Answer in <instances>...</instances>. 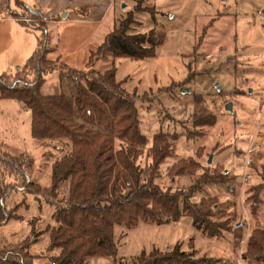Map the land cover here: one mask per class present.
<instances>
[{
  "label": "rangeland",
  "instance_id": "rangeland-1",
  "mask_svg": "<svg viewBox=\"0 0 264 264\" xmlns=\"http://www.w3.org/2000/svg\"><path fill=\"white\" fill-rule=\"evenodd\" d=\"M263 6L264 0L118 1L116 24L131 13L137 22L130 32L155 29L165 36L152 57L115 60L117 80L128 92L137 94L141 131L149 139L145 147H139L143 154L141 183L147 184L150 176L154 138L164 134L162 145H169V156L160 164L155 182L164 191L188 195L194 203L211 202L213 212H223L221 218L229 221L232 229L211 238L196 229L187 215L163 224L117 225V264H129L142 252L176 245L195 251L196 257H213L217 264H248L242 259L246 240L254 228H264V14L258 15ZM46 12L32 0H0V74L9 71L14 84L17 79H36L35 73L28 77L19 69L39 37L47 33V57L53 63L44 66L54 69L44 76L40 92L75 95L76 84L68 71L85 69L90 51L114 28L113 17L101 30L75 22L49 27L39 14H49ZM111 62L110 57L102 59L95 69L104 71ZM83 86L88 99L107 107L99 102L100 93L89 82L83 81ZM228 103L232 110L226 108ZM213 118L215 122L209 123ZM31 120V110L21 101L0 99V157L15 162L42 187L40 199L17 189L7 196V209L19 205L12 218L0 226V249L25 239L38 220L30 219L38 215L43 222L34 230L42 240L33 242L27 252L34 257L33 264H52L50 257L59 255L61 247L48 245L55 226L51 202L57 203L66 193L65 188L58 195L50 190L52 165L70 149V143L35 139ZM183 163L191 172L172 171ZM12 166L14 169L8 163L0 164V188L13 182L24 188L21 178L15 180L17 169ZM213 174L221 175L223 181L207 182ZM236 225L243 227L242 239L236 238ZM87 264H114V259L94 256Z\"/></svg>",
  "mask_w": 264,
  "mask_h": 264
},
{
  "label": "trees",
  "instance_id": "trees-1",
  "mask_svg": "<svg viewBox=\"0 0 264 264\" xmlns=\"http://www.w3.org/2000/svg\"><path fill=\"white\" fill-rule=\"evenodd\" d=\"M135 22V17L128 14L95 50L90 51L85 69H69L68 73L76 84L75 95H44L40 92L44 76L54 69L44 66L53 63L47 57L50 52L45 45L47 33L39 37L37 48L19 69L28 77L35 73L36 79H17L18 83L14 84L9 71L0 74V99L19 100L31 110V135L35 139L67 140L70 143V149L52 165L50 190L58 195L66 189L65 196L57 203L51 202L55 207L52 214L55 226L50 230L49 246L61 247L59 255L50 257L52 263L87 264L90 257L110 256L117 264V225L131 228L141 221L163 224L178 221L187 215L192 217L196 229L211 238L220 235L222 230L232 229L229 221L221 218L223 212H213L211 202L204 199L194 203L188 195L164 191L155 182L160 164L169 156V145H162L164 134L154 138L150 176L147 184L141 183L143 169L140 159L143 154L139 147H145L149 139L141 131L137 94L128 92L122 81L117 80L115 60L152 57L165 36L155 29L130 32ZM108 57L112 59L111 67L104 71L95 69L98 61ZM83 81L89 82L100 93L102 100L99 102L107 105L106 108L84 95ZM78 117L85 121H79ZM214 122L213 118L209 123ZM89 123L101 128L93 129L87 125ZM1 163H8L12 168L14 165L17 169L15 180L21 178L25 192L41 198V185L29 180L15 162L1 156ZM187 169L188 165L183 163L172 171L184 175L191 172ZM207 179V182L223 181L219 174ZM18 186L17 182H13L0 188V226L12 218L18 207L7 209L6 204L7 196L13 189L18 190ZM194 190L191 187L189 192ZM258 204V201L254 203L256 207ZM36 226L32 224V233L27 238L11 248L0 249V264H33L34 257L27 250L30 241H35L40 233L34 230ZM242 229V225H236L239 231L236 238L242 239ZM245 246L242 259L246 263H264V228H254ZM217 263L213 257H196L195 251L182 250L180 245H176L164 251L154 249L148 254L142 252L129 264Z\"/></svg>",
  "mask_w": 264,
  "mask_h": 264
},
{
  "label": "crops",
  "instance_id": "crops-1",
  "mask_svg": "<svg viewBox=\"0 0 264 264\" xmlns=\"http://www.w3.org/2000/svg\"><path fill=\"white\" fill-rule=\"evenodd\" d=\"M118 1L119 0H32V2L36 6L42 8V9H47L46 13H49V14H47V15H45L43 13H39V14L40 15L42 14L41 17H43V19L46 21V24H48L49 27H53L54 25H57L59 23L65 24V23L75 22V23L88 24L94 30H101L102 28H104L107 20L111 16L113 17V19H112L113 24L112 25H113V27L115 26V24H116L115 22L117 21V20L115 21V19L118 17V13H117ZM260 10H262V8L259 9L258 15H260L259 14ZM63 11H67V12L64 14L65 15L64 17H61L60 14ZM263 14H261V16ZM36 48H37V46H36ZM35 49H34V51H35ZM52 53H54V51ZM56 54H57V57L61 60L62 55L60 54V52L57 51ZM29 180H31V179H29ZM36 183H38V182H36ZM24 190H25L24 188H18V191L25 192ZM22 202L23 201H21V203ZM16 205H19V202H17ZM13 207H14V205L11 206V208H13ZM40 217L41 216L35 215L30 219V221L34 220V219H38L39 221L38 220L36 221V225H37L38 222L39 223L43 222L40 219ZM44 220H48V219H44ZM5 223H7V222H5ZM52 223H53V221H51V224ZM32 230H33V227L31 226V231H30V234L28 236L31 235ZM40 236L41 235L39 234L37 236V239L35 241H32L30 243V245H32L33 242H37V241L42 240L39 238ZM33 238H35V237H33ZM48 245H50L49 241H48Z\"/></svg>",
  "mask_w": 264,
  "mask_h": 264
},
{
  "label": "water",
  "instance_id": "water-1",
  "mask_svg": "<svg viewBox=\"0 0 264 264\" xmlns=\"http://www.w3.org/2000/svg\"><path fill=\"white\" fill-rule=\"evenodd\" d=\"M65 15H62V17H64ZM218 88H219V86H218ZM226 108L228 109V110H232V104L231 103H228L227 104V106H226Z\"/></svg>",
  "mask_w": 264,
  "mask_h": 264
},
{
  "label": "built area",
  "instance_id": "built-area-1",
  "mask_svg": "<svg viewBox=\"0 0 264 264\" xmlns=\"http://www.w3.org/2000/svg\"><path fill=\"white\" fill-rule=\"evenodd\" d=\"M263 14L264 13V6L262 7V10H260L259 14ZM52 264H56V263H52Z\"/></svg>",
  "mask_w": 264,
  "mask_h": 264
}]
</instances>
